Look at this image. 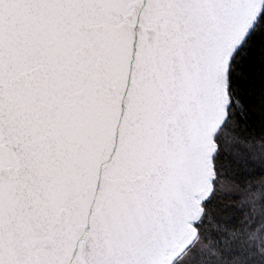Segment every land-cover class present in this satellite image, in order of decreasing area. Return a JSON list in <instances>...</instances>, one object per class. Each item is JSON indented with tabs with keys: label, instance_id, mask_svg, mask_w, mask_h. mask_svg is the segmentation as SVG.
I'll list each match as a JSON object with an SVG mask.
<instances>
[{
	"label": "snow or ice",
	"instance_id": "1",
	"mask_svg": "<svg viewBox=\"0 0 264 264\" xmlns=\"http://www.w3.org/2000/svg\"><path fill=\"white\" fill-rule=\"evenodd\" d=\"M0 264H264V0H0Z\"/></svg>",
	"mask_w": 264,
	"mask_h": 264
},
{
	"label": "trees",
	"instance_id": "2",
	"mask_svg": "<svg viewBox=\"0 0 264 264\" xmlns=\"http://www.w3.org/2000/svg\"><path fill=\"white\" fill-rule=\"evenodd\" d=\"M260 237H259V235L257 234V233H253L250 237H249V239L250 240H258Z\"/></svg>",
	"mask_w": 264,
	"mask_h": 264
}]
</instances>
